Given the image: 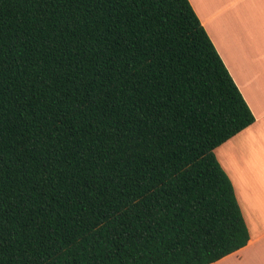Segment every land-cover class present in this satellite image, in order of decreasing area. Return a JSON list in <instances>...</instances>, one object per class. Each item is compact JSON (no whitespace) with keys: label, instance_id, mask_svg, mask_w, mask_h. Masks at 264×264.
Listing matches in <instances>:
<instances>
[{"label":"trees","instance_id":"16d2710c","mask_svg":"<svg viewBox=\"0 0 264 264\" xmlns=\"http://www.w3.org/2000/svg\"><path fill=\"white\" fill-rule=\"evenodd\" d=\"M254 119L189 0H0V264L237 250L214 148Z\"/></svg>","mask_w":264,"mask_h":264},{"label":"crops","instance_id":"0c3cea01","mask_svg":"<svg viewBox=\"0 0 264 264\" xmlns=\"http://www.w3.org/2000/svg\"><path fill=\"white\" fill-rule=\"evenodd\" d=\"M189 1L255 117L214 148L249 239L209 264H264V0Z\"/></svg>","mask_w":264,"mask_h":264}]
</instances>
